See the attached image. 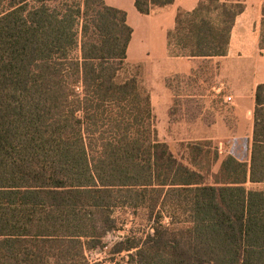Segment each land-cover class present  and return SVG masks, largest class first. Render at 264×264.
<instances>
[{"label": "trees", "instance_id": "1", "mask_svg": "<svg viewBox=\"0 0 264 264\" xmlns=\"http://www.w3.org/2000/svg\"><path fill=\"white\" fill-rule=\"evenodd\" d=\"M243 10L201 0L177 12L167 45L223 56ZM131 37L126 12L103 0H0V264H104L88 253L128 213L138 229L108 262L264 264V190L248 188L264 184V84L248 159L228 155L207 183L158 139L149 93L128 72Z\"/></svg>", "mask_w": 264, "mask_h": 264}, {"label": "crops", "instance_id": "2", "mask_svg": "<svg viewBox=\"0 0 264 264\" xmlns=\"http://www.w3.org/2000/svg\"><path fill=\"white\" fill-rule=\"evenodd\" d=\"M103 1L127 14V23L132 29L127 50L128 70L129 60L136 67L140 66L139 73H136L146 90L142 73H155L156 96H151L147 90L152 110L153 100H156L158 106L163 104L169 109L173 94L166 84L168 79L193 78V86L209 88L223 99V108L215 113L218 123L214 122L210 127L209 140H218V146L223 141L227 145V156L232 155L239 161L248 159L254 128L256 88L264 84V47L260 45L264 32V0H244V10L234 19L225 55L214 57L178 54L177 50L168 47L166 36L165 45L159 41L158 46L153 44L154 33L159 39L163 38L166 29L174 31L178 9L192 11L201 0H175L165 8L156 9L151 15L139 14L134 7L135 0ZM134 45H140L137 51L133 49ZM149 50L152 59L156 60L155 68L145 58ZM228 97L231 99L229 102ZM229 120L232 121L230 125L226 123ZM239 153L244 154V157L239 156Z\"/></svg>", "mask_w": 264, "mask_h": 264}, {"label": "rangeland", "instance_id": "3", "mask_svg": "<svg viewBox=\"0 0 264 264\" xmlns=\"http://www.w3.org/2000/svg\"><path fill=\"white\" fill-rule=\"evenodd\" d=\"M181 10L182 9H178L177 12ZM210 16L213 17L214 15L211 14ZM168 33H170V30L166 29L163 38L159 35L162 40L161 38L158 39V36L154 33L153 44L156 46L157 43L163 42L165 45V36L167 39ZM139 40L141 41L142 37L139 38ZM139 47L140 45H134L133 49L137 51ZM151 54L152 53L149 50L147 52V57L145 58H148L146 60H149V64L155 68L156 60L152 59ZM128 63L130 65L128 71L130 74L136 72L139 73L140 66L136 67L135 63L131 60H129ZM141 67V69L144 68L143 64ZM142 74H144L143 81L145 87L149 90L151 96L155 97L157 91V79L155 73L148 74L143 72ZM192 80L193 78L179 79L173 77L167 80L166 84L168 88H170L173 98L172 101H170L169 109L163 104L158 106L156 100L155 102L154 100L152 101L155 117L154 124L158 139L161 142L166 143L170 151L183 163L188 164L193 157L196 169L200 170L205 175L207 183H212V177L207 175V172L210 171L211 174L217 173L221 161L227 156V145L225 146L224 142L220 140L223 144H220L219 147V141L209 140L208 135L212 123H218L216 122L218 120L215 119L217 116L215 113L217 110L222 109L224 104L222 102L223 99L219 94H216L215 91H211L209 88H198L193 86ZM226 123L230 125L232 121L229 120ZM218 131L219 130H217V132ZM192 148H197L198 150ZM216 151L218 152V162L213 164V158L215 157L214 154ZM238 155L241 157L244 156V154L241 153ZM248 188L264 190V184L254 186L248 185ZM116 215L119 216V211H116ZM119 218L120 220H125L127 218L128 221L123 224L122 230L109 233L104 238L103 242L105 247L103 251L97 250L88 253L90 261H103L104 264H132L126 258V253L115 257L116 259L114 262L107 261V258L109 257L107 253L111 249L113 243L126 236L130 228L135 230L138 229L132 222L133 217L130 213L126 216H120ZM164 222L167 223L168 219H164ZM145 230H147V232L150 231L149 227H146ZM137 233L139 238L143 235L141 231H137Z\"/></svg>", "mask_w": 264, "mask_h": 264}, {"label": "built area", "instance_id": "4", "mask_svg": "<svg viewBox=\"0 0 264 264\" xmlns=\"http://www.w3.org/2000/svg\"><path fill=\"white\" fill-rule=\"evenodd\" d=\"M227 100L230 101L231 99L228 97Z\"/></svg>", "mask_w": 264, "mask_h": 264}]
</instances>
